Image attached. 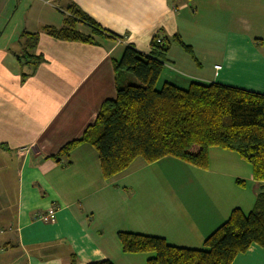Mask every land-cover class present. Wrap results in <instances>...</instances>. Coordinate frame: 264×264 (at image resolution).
Returning <instances> with one entry per match:
<instances>
[{
  "label": "crops",
  "instance_id": "crops-1",
  "mask_svg": "<svg viewBox=\"0 0 264 264\" xmlns=\"http://www.w3.org/2000/svg\"><path fill=\"white\" fill-rule=\"evenodd\" d=\"M71 4L99 26L93 43L56 39L41 30L61 27ZM10 22L17 25L12 42L23 41L24 32L38 33L31 53L42 60L34 71L27 49L21 45L16 54L4 40ZM233 22L241 27L231 30ZM77 29L91 34L84 24ZM159 30L178 34L195 59L172 43L156 89L163 83L187 88L191 82H217L264 94V0H0V161L12 162L15 182L9 191L7 172L0 170V260L146 264L153 253L123 252L118 231L200 249L233 208L251 209L258 184L251 168L217 147L208 149L205 169L181 161L188 172L169 187L163 186L159 164L172 157L148 163L137 156L109 178L89 143L71 149L67 164L47 157L79 137L101 103L115 96L113 62L124 47L147 54ZM22 73L28 74L23 80ZM121 81L135 79L122 73ZM51 208L52 221L38 219ZM230 264H264V248L252 243Z\"/></svg>",
  "mask_w": 264,
  "mask_h": 264
},
{
  "label": "trees",
  "instance_id": "trees-1",
  "mask_svg": "<svg viewBox=\"0 0 264 264\" xmlns=\"http://www.w3.org/2000/svg\"><path fill=\"white\" fill-rule=\"evenodd\" d=\"M79 23L89 26L91 34L78 30ZM41 30L67 41L93 43L94 37L100 36L99 26L73 4L61 27L44 25ZM37 39V32L23 33L22 45L27 49L25 55L32 71L42 60L31 53ZM172 43L194 58L192 49L178 34L167 36L161 30L150 38L147 54L125 46L120 58L113 62L115 96L101 103L93 123L79 137L65 142L47 157L67 164L71 149L89 143L97 151L102 176L109 178L137 156L148 163L172 157L205 169L209 148L236 153L249 164L252 178L258 183L253 205L247 213L233 208L205 236L203 248L171 245L155 235L117 232L123 252L153 253L146 264H230L252 243L264 248V94L217 82H191L187 88L163 83L156 89ZM122 73H129L135 82L123 84ZM27 75L22 73L21 80ZM74 260L71 254L70 261ZM87 264L113 263L102 259Z\"/></svg>",
  "mask_w": 264,
  "mask_h": 264
},
{
  "label": "rangeland",
  "instance_id": "rangeland-1",
  "mask_svg": "<svg viewBox=\"0 0 264 264\" xmlns=\"http://www.w3.org/2000/svg\"><path fill=\"white\" fill-rule=\"evenodd\" d=\"M249 25L251 27H254V20H249ZM260 22V21H259ZM14 24V23H13ZM12 22H10V24L7 26L6 28V34L4 35V40L7 41V44L9 45V50L11 51H14L16 54H20V48H21V45H22V38L18 40V43L15 41V42H12L11 40H16L12 30L17 26V25H13ZM234 26L236 28H240L241 27V24H238V23H232V26H231V30L234 28ZM242 26H245L244 24ZM232 32V31H231ZM14 37V39H13ZM16 43V44H15ZM23 56H24V52L22 53ZM1 159V157H0ZM171 159L172 161L170 162H160V169H161V172L165 175L164 176V180H163V186L164 187H169L171 184H172V181L174 179H177V178H180L181 180L184 179V176L185 174H187V170L181 166L180 164L184 165L180 160L178 159H175V158H169ZM174 161V162H173ZM246 165L249 166V164L246 162ZM12 162L9 161V163L7 162L5 165L4 164H1V161H0V170L4 169L7 173V185H8V190L9 191H12L13 190V187H14V175H13V167H12ZM188 186V185H187ZM2 230V229H0ZM10 235V238L13 239L14 238V230H11L10 229V232L9 234ZM0 264H20L19 261L15 260L11 263L9 262H4V260H0Z\"/></svg>",
  "mask_w": 264,
  "mask_h": 264
},
{
  "label": "built area",
  "instance_id": "built-area-1",
  "mask_svg": "<svg viewBox=\"0 0 264 264\" xmlns=\"http://www.w3.org/2000/svg\"><path fill=\"white\" fill-rule=\"evenodd\" d=\"M218 68V66L216 67V69ZM53 213H54V209L51 208L49 210H47L46 212H42L38 214V219L42 220V221H52L53 220Z\"/></svg>",
  "mask_w": 264,
  "mask_h": 264
}]
</instances>
